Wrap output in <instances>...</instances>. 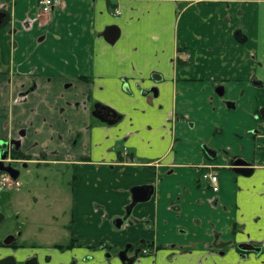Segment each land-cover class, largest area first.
<instances>
[{
	"label": "crops",
	"instance_id": "obj_1",
	"mask_svg": "<svg viewBox=\"0 0 264 264\" xmlns=\"http://www.w3.org/2000/svg\"><path fill=\"white\" fill-rule=\"evenodd\" d=\"M62 1L40 15L37 0H0L9 15L0 28V140H17L33 160L75 165V206L81 215L87 204L101 237L112 238L131 189L152 185L128 239L142 230L185 247L191 262L206 254L207 264H264V118L254 115L264 106V0ZM151 87L157 96L142 93ZM95 104L117 119L100 120ZM224 151L253 172H236ZM208 163L217 192L198 180ZM241 242L260 251L242 258Z\"/></svg>",
	"mask_w": 264,
	"mask_h": 264
},
{
	"label": "flooded vegetation",
	"instance_id": "obj_2",
	"mask_svg": "<svg viewBox=\"0 0 264 264\" xmlns=\"http://www.w3.org/2000/svg\"><path fill=\"white\" fill-rule=\"evenodd\" d=\"M219 86L221 85H218L216 88ZM152 88L153 87L149 89L152 90ZM218 90L224 89L218 88ZM148 101H151V97H148ZM225 102L227 106H235L233 101L228 100ZM92 114L107 123H111L117 119V113L115 111L111 110L109 107L102 106L101 104H95L93 106ZM254 115L264 118V106ZM11 141L17 140H0V155L4 152L6 153L4 158L0 157L3 167H13L19 171V174L20 169L13 164L14 162L21 163L24 168H27L29 164H36L38 167L44 166L46 168H50L58 166V168L62 167L67 169V172L70 174L69 185L71 189V212L69 218L66 220V224L61 227H58L57 224L51 220H44L38 222L37 224L35 222L37 230L35 237L38 240L35 239L34 242L27 245L25 242L26 236L24 235L26 227L25 230L23 228H13L11 230V213H7L5 209H0V225L5 223V221L9 218V225L5 227V232L0 235V264H207L208 257L206 254L204 256H198L196 261L191 262L192 258H190L189 254L186 252L187 249L185 247L173 242L163 243L155 240L154 238H147L144 235H141L144 233L142 230H139L140 235L134 240L128 239L129 237L137 234L133 231L138 224L137 220L132 216L134 207L139 203L147 201L149 198L145 201L137 202L131 207V194L129 202L123 208V213L115 215L111 220V228L112 232H114L113 236L110 234L112 238L107 239L101 237L100 233H104L105 231L104 229L101 230L99 228L101 230L100 231L98 228H95L94 216L92 213L88 212L87 204H83L84 209H82V211L80 210V213H82L81 215L78 214L79 209L75 206L78 200V195L75 193V182L77 181V177L74 173L75 165L48 161L44 154H42L39 159L33 160L31 155L24 154L19 150V144L18 146L15 144L10 145L9 143ZM203 148L205 149L207 155L211 158H215L217 156V152L207 148L205 144L203 145ZM224 152L229 160L234 156H239H231L227 154V151ZM122 158L123 157L121 155H118V160H121ZM83 161L87 162L88 160L84 159ZM204 165H212L218 174L217 168L212 163L199 165L200 174L201 167ZM27 171H29V169H27ZM64 173L65 172H63V174ZM39 175L40 174L38 173V176ZM18 176L13 178L7 172L0 170V195L4 192H11L19 189L20 182L18 180ZM198 180L203 182L200 175ZM86 195L87 194H85V196ZM46 196H44V199H47L45 198ZM19 198L20 197H12L11 203H14V201L17 200L14 205H22V209L20 211H25L26 206L24 207V203L18 200ZM34 200L37 201L38 196H35ZM84 200L87 201L86 198H84ZM61 201L62 200L59 197L56 198L55 196H51L45 207L50 209L52 208V212L56 213L62 207ZM22 216L26 218L27 221H31L28 212L24 213ZM121 219L122 221L120 222ZM144 223L146 224L144 225L145 230L153 229V226L148 222V220H144ZM63 230H66L69 233L65 241H61V239H53L56 232L59 231L62 233ZM184 233H186L185 230H179V234ZM98 234H100L99 237L101 238L96 240L95 236ZM50 235L52 236V241L46 245L45 241L48 240L47 238ZM105 235L106 234L104 233V236ZM243 243L252 242H241L236 246L237 254L242 258H246V252H251V250L239 248V244ZM219 244L220 243L215 239L212 246L215 250L217 249V251H219L221 248ZM220 253L222 252L220 251ZM211 264L219 263L212 259Z\"/></svg>",
	"mask_w": 264,
	"mask_h": 264
},
{
	"label": "rangeland",
	"instance_id": "obj_3",
	"mask_svg": "<svg viewBox=\"0 0 264 264\" xmlns=\"http://www.w3.org/2000/svg\"><path fill=\"white\" fill-rule=\"evenodd\" d=\"M13 164L20 169V174L18 176L20 187L18 190L4 192L0 195V209H5L7 213H11V230L13 228H23L25 230L26 227V231L24 232L26 236L25 242L29 245L36 239V224L38 222L51 220L56 223L58 227L66 224V220L69 218L71 212L70 174L67 172V169L62 167L58 168V166L46 168L44 166L38 167L36 164H29L27 168H24L21 163L14 162ZM27 169H29V171H27ZM63 172L65 173L63 174ZM38 173L40 174L39 176ZM35 196H38L37 201L34 200ZM44 196H46L45 198L47 199H44ZM51 196H55L56 198L59 197L62 200V207L56 213L52 212V208L45 207ZM12 197H20L18 200L24 203V207L26 206L25 211H20L22 205H14L17 200L11 203ZM26 212H28L31 221H27V219L22 216ZM8 221L9 218L5 223L0 225V235L5 232V227L9 225ZM68 235L69 233L66 230H63L62 233L58 231L53 236V239L65 241ZM47 239L48 240L45 241L46 245L52 241V236L50 235Z\"/></svg>",
	"mask_w": 264,
	"mask_h": 264
},
{
	"label": "water",
	"instance_id": "obj_4",
	"mask_svg": "<svg viewBox=\"0 0 264 264\" xmlns=\"http://www.w3.org/2000/svg\"><path fill=\"white\" fill-rule=\"evenodd\" d=\"M9 19L8 12L6 10L0 9V28L3 27L6 22ZM106 34L110 35V42H113L116 37L117 33L115 31V26H108L106 28ZM218 88L223 89L222 86H219ZM218 88L215 89V92L218 95H222L223 90H218ZM152 93V96H157L158 94V89L156 87H153L152 90H145L142 92L144 95H147L148 93ZM264 117V116H263ZM10 145L15 144L18 146V141H11L9 143ZM6 153L4 152L3 154L0 155L1 158H4ZM230 164L233 166L234 170L240 174L243 175H250L253 172V168L250 165L249 161H247L245 158H242V156H234L230 160ZM0 170H3L10 174L13 178L17 177L19 174V171L17 169H14L13 167H3L2 162L0 161ZM153 192V186L152 185H139V186H134L131 189V194H132V203L131 207L137 203V202H142L147 200L150 195ZM129 210V209H128ZM130 212V211H128ZM122 219L120 220V222ZM239 248L244 249V250H251V251H260V247L256 246L255 243H243L239 244Z\"/></svg>",
	"mask_w": 264,
	"mask_h": 264
},
{
	"label": "built area",
	"instance_id": "obj_5",
	"mask_svg": "<svg viewBox=\"0 0 264 264\" xmlns=\"http://www.w3.org/2000/svg\"><path fill=\"white\" fill-rule=\"evenodd\" d=\"M39 13H49L55 6L63 8L62 0H37ZM201 180L208 184L213 191H218V174L212 165H204L201 167ZM3 182V181H2Z\"/></svg>",
	"mask_w": 264,
	"mask_h": 264
}]
</instances>
